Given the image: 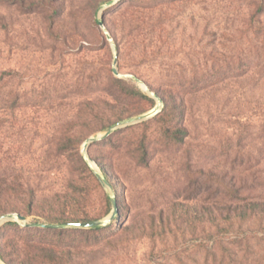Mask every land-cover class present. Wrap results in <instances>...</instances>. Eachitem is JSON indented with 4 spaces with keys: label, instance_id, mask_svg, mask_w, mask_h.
I'll return each mask as SVG.
<instances>
[{
    "label": "rangeland",
    "instance_id": "obj_1",
    "mask_svg": "<svg viewBox=\"0 0 264 264\" xmlns=\"http://www.w3.org/2000/svg\"><path fill=\"white\" fill-rule=\"evenodd\" d=\"M0 78V179L21 187L0 195V221L25 219L1 222L0 264H54L40 249L58 264H192L206 207L226 198L210 170L264 198V0H0ZM170 90L178 108L164 112ZM68 132L98 177L86 190L71 191L54 145ZM113 198L100 230L56 220L74 202L69 218L105 221ZM152 219L170 223V250L149 228L122 236Z\"/></svg>",
    "mask_w": 264,
    "mask_h": 264
},
{
    "label": "trees",
    "instance_id": "obj_2",
    "mask_svg": "<svg viewBox=\"0 0 264 264\" xmlns=\"http://www.w3.org/2000/svg\"><path fill=\"white\" fill-rule=\"evenodd\" d=\"M7 76H10V74H7ZM0 81H2L1 78ZM167 93V96H165V94L160 96L164 105V112L169 111V109L173 112L178 108L176 105L177 95L171 90ZM141 97L146 98L145 96ZM172 102L174 103L173 108L170 107ZM82 112L80 114L81 116H78V119L83 117ZM187 136L188 131L182 127L171 131L170 134V138L178 142H182ZM79 144L76 132H68L54 144L58 156L68 160V171L71 177L70 187L72 192L76 191V188L86 190L92 185L94 180L98 181L97 175L92 172L84 158L79 154ZM102 172L104 176L107 177L103 168ZM208 174L210 184L216 183V189L219 193H224L226 198L225 201L220 202V205L211 204L206 207L207 217L205 221L209 225V229L205 241L200 242L203 247V255L200 261H194L192 264H264V255L259 258L254 255V243L251 239L256 229L250 227V225L255 224L257 221L260 227L257 232H262L264 234V198L243 197V187L239 186L237 183V177L230 175L228 172L217 174L210 170ZM0 181V195L4 193L8 194L21 188L20 186H15L13 180L9 182L10 179L8 177H2ZM49 207L54 209L55 205L50 204ZM56 207L55 211L58 213L56 220L58 222H67L68 224L94 222L91 220L69 218L74 215L73 213L76 210V203L74 202H70V204L63 202L57 204ZM153 223L154 221L152 219L149 225L143 223L136 226L125 225L122 227V236L125 235L126 229H130L129 232L135 234L136 231L140 232L149 228L150 233L148 236H150V239H152L153 242L160 241V244L164 245L165 249L170 250L171 242L165 230L166 227L168 228L170 226V223L166 220H162L156 227ZM133 227L136 228L134 229ZM95 230H100V227L90 229L89 231ZM173 236L174 234L172 237ZM173 238L175 241L177 240L176 237ZM111 245L115 246L116 244L111 242ZM39 251L42 253L41 255H43V257H41L42 259H46L47 261L53 259L54 264H58L61 260V258H58L59 261L55 260V253H52V251L48 252L44 249H40ZM179 258L180 257H178V259Z\"/></svg>",
    "mask_w": 264,
    "mask_h": 264
},
{
    "label": "water",
    "instance_id": "obj_3",
    "mask_svg": "<svg viewBox=\"0 0 264 264\" xmlns=\"http://www.w3.org/2000/svg\"><path fill=\"white\" fill-rule=\"evenodd\" d=\"M100 25L101 26H104V24L102 22H100ZM113 65L114 66L116 65V60H114ZM113 74L115 76H119V74H118V72H117V70L115 68H113ZM138 82L142 86L143 90H145L146 87L142 84V82H140V81H138ZM153 113H155V111H153L152 113H149V114L143 116L142 119L148 118ZM111 132H112V130H109L102 137H96V138L92 137V138H90L89 140H87V143L83 146V149H85V147L87 146V144L93 143L96 139H99V138H103L104 139V138L108 137L111 134ZM90 164L92 165L91 162H90ZM112 203H113L112 212H111V214L108 217H106L105 221H94V222H85V223H73V224H67L66 226L67 227H70V228H79V229H93V228H96V227L103 226L107 221H110L113 217H115L117 215V204H116V201H115L114 198L112 199ZM11 219L12 220H17L18 219L21 222H24L25 221V219L22 216L15 217V216H12V215H8V216L4 217L0 221V224L3 221L11 220ZM25 227H28V228H43V229H61L64 226L63 225H47V224H41V223H32V224H26Z\"/></svg>",
    "mask_w": 264,
    "mask_h": 264
}]
</instances>
